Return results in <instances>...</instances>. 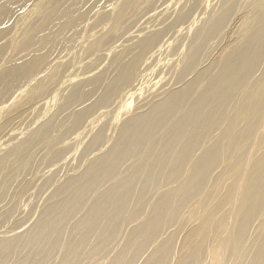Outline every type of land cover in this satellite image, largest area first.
Listing matches in <instances>:
<instances>
[{
  "label": "bare ground",
  "instance_id": "1",
  "mask_svg": "<svg viewBox=\"0 0 264 264\" xmlns=\"http://www.w3.org/2000/svg\"><path fill=\"white\" fill-rule=\"evenodd\" d=\"M33 1L0 0V27L41 16L0 70V101L17 89L0 116L25 99L0 123V264H264V0H216L189 28L177 26L192 13L181 0L134 31L128 12L143 0H52L46 15L37 12L47 4ZM96 28L98 40L87 34ZM171 31L181 48L164 51ZM156 52L166 55L158 54L161 76L176 74L172 84L119 122L135 95L129 91L109 123L115 136L93 133L82 166L62 180L45 178L42 163L69 166L64 116L74 110L77 127L109 108ZM102 61L108 70L89 75ZM83 67L88 72L74 74ZM53 78L68 91L61 102H40L46 92L33 84ZM37 102L44 114L19 127ZM36 185L48 196L27 227L19 201Z\"/></svg>",
  "mask_w": 264,
  "mask_h": 264
},
{
  "label": "rangeland",
  "instance_id": "2",
  "mask_svg": "<svg viewBox=\"0 0 264 264\" xmlns=\"http://www.w3.org/2000/svg\"><path fill=\"white\" fill-rule=\"evenodd\" d=\"M51 1L52 0H36V1H33L32 3H29V4H35V3H41V4H43V5H46L47 4V6L45 7V6H43V8L42 7H40L39 9H38V12L37 13H40L41 11V15H46L47 14V10H48V8L51 6ZM166 1H168V2H166ZM170 1H172V2H170ZM207 1V0H206ZM241 1V0H240ZM118 1L116 0V2L112 5V6H120L119 4H121V2H123V0H121V1H119L118 3H117ZM174 2V3H173ZM176 2V3H175ZM181 2V0H143L142 1V3H141V7L139 6V10L138 9H136L135 11H132V13H131V15H129V12H128V17H130V16H132V18H130V19H132V20H130V23H129V26L127 27V29L128 30H130V31H134V28H135V30L137 29V27L138 28H140V27H142V26H140V24L141 25H143V26H145V25H150L151 24V21H152V24L155 22V20H157V21H160V20H162L163 18L162 17H155V18H153L151 21H150V18H152L153 16H154V14L156 13V10L157 11H159L158 9H161V8H163V7H166L167 5L169 6H172V4L173 5H175V4H177V3H180ZM184 2V3H183ZM183 2L181 3V5L182 4H184L185 6H186V8L187 9H189L191 6V8H190V10H192L191 12V14L189 15L190 17L186 20L187 22H189V23H187L186 21H183L182 23H179L177 26L178 27H182V28H184V27H186V28H189L190 27V25H191V17H202V15L204 14V12L205 11H207L208 10V8L210 9L211 7H212V5H214L215 3H216V0L214 1V0H208L206 3L207 4H203V5H201V7H202V9H201V7L199 6V7H195L194 6V4H192V0H183ZM188 2H189V4H188ZM191 2V3H190ZM165 3H167V4H165ZM241 4V3H240ZM178 5V4H177ZM176 5V6H177ZM188 5V6H187ZM151 6V7H150ZM154 6H156V7H154ZM190 6V7H189ZM30 7V8H29ZM203 7H204V9H203ZM29 8V9H28ZM28 10H30L31 9V5H29L28 6ZM47 8V9H46ZM155 8V9H154ZM157 8V9H156ZM206 8V9H205ZM150 9H151V11L152 10H154L153 12H151L150 11ZM196 9H198L199 10V12H197L198 10H196ZM39 10H40V12H39ZM201 10V11H200ZM138 11V12H137ZM142 11V12H141ZM136 14H135V13ZM147 12H148V14H147ZM194 12H196V13H194ZM202 12V13H201ZM144 13V14H143ZM150 13V14H149ZM151 13H152V15L153 16H151ZM194 13V14H193ZM140 14V15H139ZM147 14V15H146ZM202 14V15H201ZM36 15V14H35ZM35 15H32V16H30V17H27L26 19H21L20 20V18H21V16H19V17H17L16 19L15 18H11L9 21H10V23H8V24H5V25H2L1 27H0V29H2L1 31H2V34L0 35V70L2 71L5 67H6V65H7V61H9L10 60V55L12 54V53H14V51L24 42V40H25V38H26V34H29L30 32H31V30L33 29V27H34V22L38 19V17H41V16H39L38 14V16H36L35 17ZM141 16V18L140 17H138V16ZM192 15V16H191ZM195 15V16H194ZM197 15V16H196ZM198 15H200V16H198ZM134 16V17H133ZM143 16V17H142ZM145 16H147V19H146V17ZM137 17V18H136ZM144 17H145V19H144ZM160 18H162V19H160ZM158 19H160V20H158ZM190 19V20H189ZM138 20V21H137ZM143 22H142V21ZM147 20V21H146ZM149 20V21H148ZM135 22L134 24L132 23V22ZM154 21V22H153ZM150 22V23H149ZM147 23V24H146ZM183 23H184V25H183ZM186 24V25H185ZM188 24H190V25H188ZM133 25H135V26H133ZM182 25V26H181ZM199 25L200 26H203V22H201L200 21V23H199ZM197 25L193 28L194 30L195 29H197ZM31 28V29H30ZM99 28V27H98ZM98 28H96L95 30H93V31H89L87 34H93V33H96L97 35H95V39L96 40H98L100 37H101V35H102V32H98L99 31V29ZM7 31V32H6ZM14 31H15V33H14ZM229 31V30H228ZM228 31H226V32H228ZM19 33V35H17ZM24 33H26V34H24ZM172 33V34H171ZM5 34V35H4ZM11 34H16V39H15V41L14 42H10V40H7L8 39V36H10ZM101 34V35H100ZM169 34H170V36H169ZM175 33H174V31L172 32H169V33H167L166 34V36L163 38L164 40H162V42L161 43H163L164 41H166L167 43L165 44V49H164V51L166 50V48L168 49V50H172V49H174V48H176V49H178V50H180V48H181V43L183 42L182 41V38L181 37H179V36H177V35H174ZM82 36L84 35L83 34V32H82V34H81ZM171 35H172V37H171ZM5 36V38H3ZM169 36V37H168ZM175 36V37H174ZM179 38V39H178ZM20 39V40H19ZM171 39V40H170ZM22 40V41H21ZM178 41V44L176 43L177 41ZM181 40V41H180ZM17 41V42H16ZM172 42H174V43H172ZM11 45H10V44ZM14 43H15V45H14ZM172 43V44H171ZM177 45H176V44ZM19 46H18V45ZM168 44H170V45H168ZM223 44V43H222ZM176 46H180L179 48L178 47H176ZM13 47H14V49H13ZM3 51H2V50ZM158 54H159V57L161 58V59H164L165 58V53L164 52H162V53H158V52H156L154 55V57H152L151 59H149V61H148V59H147V56L145 57V62L146 63H143L144 61H142L141 63H143V65L144 66H142V64L140 63L139 64V66L137 67V69H139L140 71H142L141 73L140 72H138L139 70H137L136 71V74H135V76L134 77H136V78H134L133 79V81H135V82H133V83H131L132 85H130V87L129 88H127V89H124L121 93H120V98H118L117 100H116V102L114 103V104H112L109 108H97L96 110H95V112L93 113V114H91L90 116H88L86 119H84V121L83 122H81V124L80 125H78L77 127H74V125L71 123L72 122V120H73V118H74V110L73 111H69L65 116H64V118H63V121L65 122V124H67V127H68V134L66 135V140H65V142L66 143H68L67 144V147H68V151H67V155H68V157H69V159H68V161L67 162H69V166H67V165H62V163H60L62 166H60V164H58V167H56V166H53V165H48V164H41L40 165V173L45 177V178H56L57 180H62L64 177H65V174L68 172V170L69 169H72V167H74L75 169H78L79 167H76V166H82V162H81V158H82V155L85 153L84 152V149L87 147V145L89 144V142H90V140L92 139V137L94 136V134L93 133H98L100 130H103L104 132H105V137H113V136H115L114 134H115V132L113 131V128H111V126L109 125V123H110V121H111V119L115 116V113H116V111H117V109H118V107L120 106V102H121V100L122 101H129V97H130V95L132 94V93H134L135 92V95L132 97V100H131V103H130V106H129V108H127V110H126V112H120V114H119V116H117V120H119L120 119V121L119 122H121V121H123V120H125L126 118H127V115L129 114V113H132L135 109H136V107H138V106H140L142 103H148V102H150L151 100V97H152V95H154L156 92H158L159 90H160V86L162 85V86H164V85H171L172 84V82H173V77H175L176 76V74H172L171 72H170V74L169 73H167V78L165 79V75H166V73L164 74V76H161L162 75V73H163V70H162V68L161 67H159V63L157 62L158 60H159V57H158ZM216 53H213V55H212V57L215 55ZM80 55V54H79ZM164 56V57H163ZM216 56H218V58H220V56H219V54H217ZM82 57H85V56H82ZM163 57V58H162ZM224 56H222L221 55V58H223ZM64 58V57H63ZM68 58H70V57H68ZM68 58L66 57V58H64V59H67L68 60ZM86 58V57H85ZM214 58V57H213ZM147 59V60H146ZM156 59V60H155ZM158 59V60H157ZM160 59V60H161ZM104 60V59H103ZM154 60V61H153ZM221 60V59H220ZM107 61V60H106ZM106 61H102L101 62V66L102 67H100V66H98L97 67V69L94 71V73L92 72V73H90L89 75H91V76H93V74H95V73H97L98 72V70H101L102 68H104V69H106V70H108V66L106 65L107 64V62ZM156 61V62H155ZM96 62V61H95ZM94 62V63H95ZM83 63H86L87 65L88 64H90V65H92V64H94L93 62H92V59H86V60H84L83 61ZM97 63V62H96ZM156 65V64H158V67H157V65L155 66L154 64ZM147 66H146V65ZM149 65V66H148ZM151 65V66H150ZM3 66H4V68H3ZM157 67V68H155V67ZM143 69H142V68ZM153 67H154V69H153ZM150 69L151 70V68H152V70L151 71H149L150 73H148V70L147 69ZM159 68V69H158ZM88 69V68H87ZM217 69V68H216ZM215 69V70H216ZM143 70H145V71H143ZM155 71V75H153L154 74V72H152V71ZM162 70V71H161ZM214 70V71H215ZM0 71V72H1ZM84 71H86L85 69H84V67H83V69H81V70H76V72L74 73V74H77V76L78 75H81ZM158 71H161V72H158ZM70 72V71H69ZM86 72H88V71H86ZM80 73V74H79ZM144 73V77H143V74ZM146 73V74H145ZM158 73V74H157ZM161 73V74H160ZM142 75L141 76V78H140V75ZM147 74H148V76H147ZM155 76L154 78H158L159 79V76H160V80H158L157 78L156 79H154L153 78V76ZM160 74V75H159ZM169 74V75H168ZM68 75V74H67ZM139 75V76H138ZM159 75V76H158ZM74 76V75H73ZM152 76V77H151ZM143 77V78H142ZM147 77V78H146ZM148 77H151V78H148ZM169 77V78H168ZM58 78V77H57ZM79 78H82V76H79L78 77V79L77 80H79ZM139 78L141 79V80H139ZM165 79V80H163V79ZM144 79H147V81L145 82L144 81ZM148 79H149V81L151 82V83H149L148 82ZM55 80H56V78H55ZM54 80V78L53 79H51L50 80V82H48V81H44L43 83H42V81L40 82H36V83H34L33 85H34V87L35 88H37L38 90H39V92H40V94L42 93V92H46V94L45 93H42V94H45L44 95V99L43 100H41L40 102H44L45 100L47 101H51L50 102V105H52L53 103H54V101H60L61 102V98H60V95L59 94H62V92H64V93H66L67 91H68V86H64V87H62V88H60L59 90L57 89L58 87H55V85H52L53 84V82L55 81ZM141 81V82H139V81ZM153 80V81H152ZM158 80V82H156ZM162 80V81H161ZM153 82L154 83H156V85L155 84H153ZM159 82H160V84H159ZM162 82V83H161ZM136 83V84H135ZM137 83H139V84H137ZM149 84V89H148V84ZM133 84H135V85H133ZM143 84V85H142ZM44 85V86H43ZM142 85V86H141ZM147 85V86H146ZM157 85H159V86H157ZM28 85H20V87L18 88V90H20V89H23V88H25V87H27ZM41 86V87H40ZM44 87V91H42V88ZM47 86H50V87H47ZM53 86V87H52ZM137 86H139V87H137ZM153 86V88H151ZM161 86V87H162ZM47 87V88H46ZM54 87H55V89H54ZM67 87V88H66ZM133 87V88H132ZM141 87V88H140ZM142 87L144 88L143 90H141L142 89ZM34 88V89H35ZM41 88V89H40ZM66 90H65V89ZM133 89V90H131V89ZM138 88H140L139 90H138ZM145 88H147L148 90H146ZM154 89V90H151V89ZM159 89V90H158ZM17 90V89H16ZM16 90H14L12 93H10L8 96H6L4 99L5 100H2V101H0V105L1 104H3L4 102L6 103V104H8L10 101H12V96H14L15 97V95H17L16 94ZM137 90V91H136ZM147 92H146V91ZM149 90H150V92H149ZM156 90V91H155ZM132 92V93H130V92ZM128 92V93H127ZM255 92V91H254ZM58 93V94H57ZM127 93V94H126ZM141 95H140V94ZM145 93V94H144ZM125 94V95H124ZM24 95H25V93H24ZM26 95H27V93H26ZM25 95V96H26ZM146 95V96H145ZM19 96V95H18ZM124 96L125 97H127V96H129V97H127V98H124ZM139 96V97H138ZM17 97V96H16ZM57 97V98H56ZM59 97V98H58ZM143 97V98H142ZM46 98V99H45ZM150 98V99H149ZM24 99V98H23ZM22 98L20 99H18V101H16L14 104H12L9 108H8V110L5 112V113H3L1 116H0V123L2 122V120H4V119H6L7 117H8V115L14 110V109H16L17 107H18V105H19V103H21L22 102V100H23ZM60 99V100H59ZM127 99V100H126ZM137 99V100H136ZM25 100V99H24ZM23 100V101H24ZM3 102V103H2ZM40 102H37V103H34L30 108H28V110H32V109H34V113H32L31 112V110L30 111H28L25 115H23V117H22V119L20 120V122H19V124H18V126L19 127H23V126H25V125H27V124H29L31 121H33L36 117H41L43 114H44V110L42 109H40L41 107H42V105H41V103ZM4 103V104H5ZM31 103V102H30ZM140 103V104H139ZM34 107H36V110H35V108ZM109 111L110 113H109V115H106L105 117H99V115H100V113L101 112H103V111ZM128 112V113H127ZM41 113V114H40ZM96 114V115H95ZM41 115V116H40ZM93 115H95V116H93ZM48 116H49V114H48ZM120 116H122V117H120ZM124 116V117H123ZM106 118V119H105ZM108 119V120H107ZM87 120V121H86ZM98 121V122H97ZM109 121V122H108ZM85 124V125H84ZM89 124V126H91V127H89V126H87ZM92 124V125H91ZM105 124V126H102V125H104ZM38 125H36V126H34V127H37ZM82 126V127H81ZM94 126V127H93ZM108 126H110V127H108ZM92 127H93V129H92ZM101 127V128H100ZM96 128V129H95ZM70 129V130H69ZM92 133V134H91ZM109 138H107V139H109ZM160 145H161V143H159ZM159 144H158V146H159ZM72 146H74V147H72ZM3 147V146H2ZM102 151V149L99 151V152H101ZM89 157H91V155H89ZM86 158V157H85ZM87 158H88V156H87ZM86 158V159H87ZM83 159V158H82ZM86 159H84V160H86ZM80 162V163H79ZM29 167H30V165H27L26 167H25V169L24 170H22L21 171V175H25L26 173H28V171H29ZM82 168L83 167H80V170H76L77 172H79V171H81L82 170ZM43 171V172H42ZM54 171V172H53ZM71 171H69V173H70ZM49 173H50V175H49ZM46 174H48V175H46ZM38 187H39V185H36L34 188H31L30 189V191H29V193H28V195L29 196H26V197H24V198H22L20 201H19V207H21L20 209H21V211L23 212V218L24 219H22V220H24V221H27V223H26V226L27 227H29L32 223H33V221L38 217V215H39V213H40V211H41V209L43 208V206L46 204V200H47V196H48V194L47 193H38L37 191H38ZM33 193V194H32ZM42 197V198H41ZM28 199V200H27ZM24 210V211H23ZM143 220H145V218L144 219H142V221ZM25 226V227H26ZM123 238V237H122ZM126 238H127V235H125L124 236V238L123 239H121L120 241H121V243L123 244L124 243V241L126 240ZM107 264H111V259H109L108 260V262H107ZM139 264V263H138Z\"/></svg>",
  "mask_w": 264,
  "mask_h": 264
}]
</instances>
